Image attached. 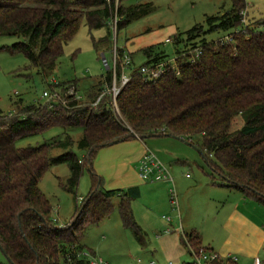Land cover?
<instances>
[{"label":"trees","instance_id":"1","mask_svg":"<svg viewBox=\"0 0 264 264\" xmlns=\"http://www.w3.org/2000/svg\"><path fill=\"white\" fill-rule=\"evenodd\" d=\"M231 1L230 9L207 16L208 28L196 24L174 35L180 75L169 71L149 79L135 70L117 97L119 113L111 94L93 105L110 87L105 85H112L111 70L84 86L85 101L70 99L68 106L53 109L45 103L17 102L12 113L0 110V246L10 258L0 264H89L81 238L89 224L110 217L116 196L123 225L146 244V233L132 208L139 187L106 189L103 178L94 172V154L115 140L152 135L188 140L202 151L220 184L264 205V21L258 19L257 26L232 31V41L205 38L207 31L237 29L243 24L247 0ZM140 7L122 4L119 12L127 19ZM113 14L114 3L106 0H0V36L22 38L9 49L24 52L30 65L47 75L84 20L90 30L108 28L102 38L93 36L96 46L100 41L112 43ZM198 49L201 53L194 58ZM141 52L147 58L144 64L168 57L158 43L141 48ZM78 83L73 79L57 85L63 90L75 85L79 91ZM239 119L241 124L234 126ZM56 124L82 127L79 146L88 151L85 159L71 150L52 155L53 149L73 144L70 136L66 141L17 146L19 138ZM61 162L70 166L66 187L74 193L85 168L92 173L88 195L77 201L75 217L63 226L53 218L52 204L39 186L43 173ZM180 240L193 255L202 249L213 250L203 244L196 230L184 231Z\"/></svg>","mask_w":264,"mask_h":264},{"label":"rangeland","instance_id":"2","mask_svg":"<svg viewBox=\"0 0 264 264\" xmlns=\"http://www.w3.org/2000/svg\"><path fill=\"white\" fill-rule=\"evenodd\" d=\"M249 2L246 16L250 23L249 26L253 27L257 26L256 20L264 19V0H250ZM122 4L125 6L138 4L141 7L133 16L121 21L117 39L113 38L112 43L111 41H100L96 46L93 36L95 39L102 38L107 34L108 28L90 30L84 20L76 34L64 44V50L58 57L55 68L47 75H44L38 67L31 66L24 52L9 49V46L21 41L22 38L14 35H1L0 110L4 113H12L15 111L17 102L46 103V98H43L45 90L57 83L73 79L79 80L78 94L81 95L84 92V86H89L92 81L106 74L108 69L101 54L104 53L111 62L112 48L115 45L125 47V44L130 41L131 49H135L143 43L153 41L154 44L158 43L159 48H162L169 58H175L174 41L165 42L167 37L173 40L175 34L183 33L196 24H203L208 28L207 16L219 14L232 7L231 0H123ZM242 27H244L243 24L237 29L210 30L206 32L205 38L216 40ZM131 40L134 41L131 43ZM141 53V48L135 50L137 66L147 60L146 56ZM83 94L81 99L85 101L87 99ZM116 110L119 113V105ZM240 124L239 119L234 126L237 127ZM82 134L81 126L64 127L56 124L35 134L19 138L16 144L19 147L38 146L54 139L66 141V137L70 136L73 144L53 149L52 155L56 156L71 150L81 159H85L88 151L79 146ZM143 142L149 147V151L157 153L156 155L162 162L164 161L160 158V154L165 153L175 157L164 163L175 178L179 208L176 210L172 205L170 187L159 191L156 187L143 186L142 196L133 200L134 205L132 206L136 209L138 216L145 212L150 213L156 225L151 229L144 228L138 221L146 233L147 246H142L133 230L123 225L118 208L119 197L116 196L110 217L98 224H89L86 227L84 236L81 238L83 248L90 253L89 259L95 256L101 257L106 264H139L138 258L154 259L155 264H169L170 260L176 261V264L196 262L199 257L188 252L184 245L186 249L181 251L179 247L172 244L175 239L177 240V236L181 237L183 233L178 223L180 214H182L184 224L187 220L197 224L196 231L201 234L205 246L212 245L213 240H222L225 236L223 231L216 227V223L219 222L216 218L218 205L214 201H207L209 185H206V181L213 180V177L216 180L220 178L213 173L199 147L188 140L167 135H152L142 138V141L135 138L128 139L99 148L93 156L94 172L103 178L104 188L121 187L125 189L124 166L130 162L131 152L139 147L138 143L143 144ZM176 167H179L180 176L187 179V182L179 183ZM70 174L71 170L67 162L56 163L43 173L39 181L41 190L52 204L53 218L62 226L75 217L77 201L81 202L82 198L88 195L92 185V173L89 168H85L77 192L74 193L66 187ZM214 195H216L214 197L223 198L226 193ZM167 217L172 218L173 226L171 227L176 231L162 236L169 242L166 247H162L159 241L161 238H158L156 233L160 230L164 231L168 225L166 224ZM208 217L210 219L206 220ZM185 228L186 231H191L188 226ZM149 245L157 249L154 257L147 250ZM7 260V256L0 248V261ZM142 264H148V262Z\"/></svg>","mask_w":264,"mask_h":264},{"label":"crops","instance_id":"3","mask_svg":"<svg viewBox=\"0 0 264 264\" xmlns=\"http://www.w3.org/2000/svg\"><path fill=\"white\" fill-rule=\"evenodd\" d=\"M249 1L250 0H247V4H248L247 8L250 5ZM262 20L264 21V19ZM143 36L145 37L146 35H143ZM133 41L134 40H131V43ZM129 43L130 41L127 42V44H125V48H127L130 52H133V55H134L136 49L144 48L146 46L154 44L155 42L149 41V42L143 43L139 45L138 47H136L135 49H131L130 47L131 45ZM133 58L135 62L136 60L135 56H133ZM167 136L177 138L171 135H167ZM135 139H140L142 141V138L140 137L135 138ZM165 143H167V141ZM138 145L139 147H137L135 151L131 152L130 162L128 163L129 165L126 164L123 170V173H125V177L123 178V181H125L124 182L126 186L125 188L138 186L140 189L139 197L133 200H136L142 196L143 186L150 187V188L156 187L159 189V191L161 189L167 190V188L170 187V190H171L172 185L170 181L150 182V181H145L141 178L137 165L139 161L141 160V158L144 156V154L149 150V147L145 145L144 142L143 144L138 143ZM155 154L157 153L155 152ZM160 156L159 157L165 163L175 158L165 153L160 154ZM170 170L172 169L170 168ZM175 170H176V173L178 174V179H179L180 184L181 183L183 184L188 181L187 179L182 178L180 176L178 172L179 167H176ZM206 185L207 186L209 185L208 186L209 195H208L207 201L209 202L210 200L214 201L218 205V211L216 212L218 216L216 218L217 220H219V222L216 223L217 224L216 227L217 229L222 230L223 234L225 235L222 240H213V244L216 247L213 244L212 245L209 244L208 246L212 248L214 251L218 252L221 256H228V255L237 256L238 257L237 264H249L250 262L253 261L255 257H261L262 259H264V205L259 203L252 197H247L243 192H241L240 190L236 188H232L227 185L220 184V180H216L215 177H213V180L212 179L207 180ZM117 188H121V187H117ZM108 189H115V188H108ZM221 193L222 194L226 193L225 197L223 198L214 197L216 196L214 194H221ZM184 204H185V199H184ZM132 205L134 204L132 203ZM133 211H134V215L136 214L135 217L137 221H139L140 224L144 228L147 227L151 229L156 225L154 217L150 215V213L145 212L144 214L142 213L140 216H138L135 208L133 209ZM208 219L210 218L208 217L206 220ZM171 221H172L171 217L169 220H167L166 218V222H167L166 224L168 225L166 226L164 231L160 230L156 233V235L158 234L157 235L158 238H161L159 241L162 247H166L169 244L166 238L162 236L176 231L175 228L171 227L173 226ZM178 223H180L179 229L181 228L183 232L186 231L185 226H188L190 230L197 229V224L192 223L191 221L187 220L186 223L184 224V222L182 221V214H180V222L178 220ZM172 244L173 246H176L177 248L179 247L181 251L184 249V246L180 240V235L177 236V240L175 239L172 242ZM142 246H147V240H146V244ZM147 250L150 251L153 257L155 256L154 253L157 252V249L153 248L152 245H149ZM170 261H174V260H170ZM137 262L139 264H142L143 262H148V264H155L154 259L149 260L147 258L146 259L138 258Z\"/></svg>","mask_w":264,"mask_h":264},{"label":"built area","instance_id":"4","mask_svg":"<svg viewBox=\"0 0 264 264\" xmlns=\"http://www.w3.org/2000/svg\"><path fill=\"white\" fill-rule=\"evenodd\" d=\"M108 3H114V14L110 20V26L113 32V38L117 39L119 33V25L121 21L124 19V16L120 14L119 8L122 5L123 0H106ZM246 11L243 10V26L247 27L250 25L247 20ZM264 28V26H263ZM222 41H232V36L228 34L225 37L221 38ZM171 37H167L165 42H172ZM201 51L198 49L195 52V57L199 56ZM103 54V53H102ZM101 54V55H102ZM103 62L108 70L112 72V85L106 84V87L100 96L97 98L93 105L96 106L97 103L101 100V98L105 94H111L113 97L114 105L118 108L117 97L122 89L130 79L132 78V74L135 70H138L143 75L147 76L149 79H158L168 73L169 71H174L176 75H180V71L177 66V55L175 58H169L160 60L158 62H154L151 64H140L136 65L134 62V58L132 57L130 51L124 46L115 45L112 48V58L111 62L106 57H102ZM58 84V83H57ZM55 84L51 86L50 89H47L43 92V98H46V103L49 108H56L57 106L64 105L68 106V102L70 99H81V95H79V91L76 86H69L66 90H63L59 85ZM139 174L141 178L145 181L155 182V181H170L172 186L171 189V202L176 210L179 207V200L177 196L176 186L174 182V178L169 171L168 166L162 162L158 156L152 152L147 151L144 156L141 158L137 165ZM169 220L170 217H167ZM89 252L84 251V255L89 258ZM199 259L196 261L197 264H203V262H212L214 260L222 259L224 260L222 264H228L230 262H238V257L235 255H228L222 257L218 252L214 250H205L202 249L199 254L196 255ZM226 260V262H225ZM89 264H106L103 258L94 257L90 259ZM169 264H176L174 261H169ZM249 264H264V259L261 257H255L252 262Z\"/></svg>","mask_w":264,"mask_h":264},{"label":"water","instance_id":"5","mask_svg":"<svg viewBox=\"0 0 264 264\" xmlns=\"http://www.w3.org/2000/svg\"><path fill=\"white\" fill-rule=\"evenodd\" d=\"M102 57H105V54L104 53L102 54ZM117 142H120V140H115L113 143H117ZM0 248L2 249V251L4 252V254L6 255L5 250L1 246H0ZM7 258H8V260H10V258L8 256H7Z\"/></svg>","mask_w":264,"mask_h":264}]
</instances>
